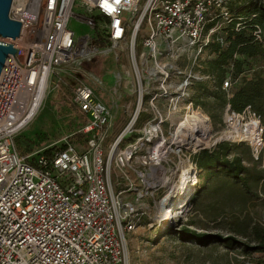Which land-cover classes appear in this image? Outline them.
Returning <instances> with one entry per match:
<instances>
[{"label": "built area", "instance_id": "built-area-1", "mask_svg": "<svg viewBox=\"0 0 264 264\" xmlns=\"http://www.w3.org/2000/svg\"><path fill=\"white\" fill-rule=\"evenodd\" d=\"M232 1L13 0L9 17L20 23V35L13 41L0 38L16 50L0 72V264H127L128 234L146 216L153 228L170 206L166 199L178 178L186 171L197 176L194 156L208 148L209 119L207 131L193 120L178 128L177 115L181 103H186L184 116L195 112L183 92L194 82L213 80L201 74V62L230 21ZM72 19L91 34L76 40L69 28ZM137 33H143L141 73L132 60L138 101L130 123L110 147L104 144L111 112L83 84L72 103L84 121L79 130L84 145L21 153L15 139L38 114L54 71L89 59L99 40L114 47L131 34L133 44ZM194 66L201 69L197 74ZM230 87L227 76L221 86L227 98ZM144 92H150L148 117L135 131ZM166 98L165 114L160 102ZM250 121L260 123L249 106L236 113L226 104L225 124L258 158L262 145L240 135ZM187 205L177 208L184 211ZM179 217L166 220L171 224Z\"/></svg>", "mask_w": 264, "mask_h": 264}, {"label": "rangeland", "instance_id": "rangeland-1", "mask_svg": "<svg viewBox=\"0 0 264 264\" xmlns=\"http://www.w3.org/2000/svg\"><path fill=\"white\" fill-rule=\"evenodd\" d=\"M69 28L73 31L76 40L91 34L89 27L75 19L71 20ZM142 35L143 33H137L133 44H131L130 34L124 42L114 47L105 43L95 45L97 51L89 59L58 67L49 80L46 99L38 114L15 139L18 150L24 154H31L49 147L59 148L65 143L74 144L79 148L84 145V140L79 133L81 119L72 103L75 89L83 84L89 86L96 99L104 103L111 112L112 127L104 144L105 148L108 149L120 132L130 123L136 109L138 92H134V87L137 74L134 71L132 60H135L141 73L139 56L142 52ZM89 49L93 50L92 47ZM209 58V56L208 58L204 57L201 62L202 70L194 66L196 74L198 70H201V74L205 75L203 70L206 65L204 66V64ZM142 82H144L143 78ZM213 82V80L197 81L186 92H183L184 98L193 103V110L199 112L196 114L209 119L210 130L209 135H206V139H209L208 148L205 147L204 149H211L222 142L232 145L245 144L249 147L250 154L247 156L248 160L244 161V165L254 169L255 172L258 170L264 172V127L259 123L263 130L262 147L258 158H255L249 144L236 141L238 135L225 124L226 105L221 110L217 103L213 102L211 96L204 97L203 94L205 93L197 89L201 84L208 92H215L216 88ZM149 93L144 92L143 111L141 110L135 122V131L139 130L148 117L145 109ZM225 97L227 98L226 94ZM199 98L201 102L206 104V108L209 107L207 110L200 105ZM167 100L168 98L160 102V108L165 114L168 107ZM196 101L197 103H195ZM185 105L186 103L180 104L181 111L177 118L184 116ZM134 134L123 138L119 146H123ZM196 172L197 178L193 177L194 180L188 193L187 208L184 211L178 208L180 217L177 224L168 223L162 212L158 215L156 225L153 228L150 229L147 226L149 217L146 216L142 219V226L128 234L127 264L260 263L263 258L260 253L244 254L240 249L228 250L220 243L201 246L193 240L182 241L177 237L176 231L181 227L187 228L195 234L218 235L223 238L229 235L249 246H253L260 236L264 237V200H262L264 199V181L251 182L252 197L246 198L244 192L240 191L242 189L239 185L222 186L220 180L215 178L204 184L202 186L204 188H199L197 185L198 178L202 184L204 173L197 167ZM161 196L159 194L158 199ZM178 202L180 201L178 200ZM178 202L174 204L176 207L179 205ZM150 210L151 215L156 213L153 207H150Z\"/></svg>", "mask_w": 264, "mask_h": 264}, {"label": "trees", "instance_id": "trees-1", "mask_svg": "<svg viewBox=\"0 0 264 264\" xmlns=\"http://www.w3.org/2000/svg\"><path fill=\"white\" fill-rule=\"evenodd\" d=\"M228 10L230 21L221 27L214 41L206 48L210 58L204 64L206 68L203 73L213 77L216 90L208 92L201 84L197 89L205 93L204 97L211 96L221 110L228 104L231 111L240 113L249 106L264 127V0H233L229 3ZM102 43L107 44L104 40H99L96 45ZM227 76H230L232 81L229 98H226L225 92L221 90ZM200 105L205 110L209 108H206V104L201 100ZM79 117L82 126L84 121L80 115ZM49 152V149L45 151L46 154ZM232 153L234 154L229 158ZM249 154L247 145L225 142L200 151L195 157V163L197 169L203 171L204 178L202 184L198 178V187L204 188V184L215 178L220 180L222 186L239 185L246 198H251L250 183L264 181V172H255L244 165ZM178 222L179 219L174 223ZM176 232L180 240H193L201 246L220 243L228 250L240 249L244 254L260 253L263 258L259 264H264L263 236H260L253 246H249L229 235L223 238L218 235L195 234L183 227Z\"/></svg>", "mask_w": 264, "mask_h": 264}, {"label": "bare ground", "instance_id": "bare-ground-1", "mask_svg": "<svg viewBox=\"0 0 264 264\" xmlns=\"http://www.w3.org/2000/svg\"><path fill=\"white\" fill-rule=\"evenodd\" d=\"M191 120L195 121L197 125L200 126H204V131H207V119H205L203 116H201L200 114H196V113H188L185 116H183L182 118H180V120L178 121L179 125L178 128H183L185 126V124L190 123ZM260 129H262L260 127V125L255 122V121H250V123L248 124V126L246 127L245 130H243V132H241V137L245 138L246 141H250L252 144H257L261 147L262 145V138L260 137ZM202 133V132H201ZM237 133L239 134L240 131H237ZM204 134V133H202ZM193 173H189V171H186L185 173H183L178 179L177 184L174 186L171 194L167 197V203L170 204V202H173L172 204H170L171 206V210L169 212H166L165 210H162L163 212V216L166 218H175L178 216L179 212L175 211V214H173L172 216V212L174 210H178V208L174 205L175 202H178V200L180 202H178V204H180L181 202H187L188 201V193L190 190V186L192 185L193 182V177L192 176ZM170 206L168 208H170ZM175 207V208H174Z\"/></svg>", "mask_w": 264, "mask_h": 264}, {"label": "water", "instance_id": "water-1", "mask_svg": "<svg viewBox=\"0 0 264 264\" xmlns=\"http://www.w3.org/2000/svg\"><path fill=\"white\" fill-rule=\"evenodd\" d=\"M13 0H0V38L13 41L20 35L21 25L9 17ZM15 49L9 43L0 41V72L8 55H14Z\"/></svg>", "mask_w": 264, "mask_h": 264}]
</instances>
